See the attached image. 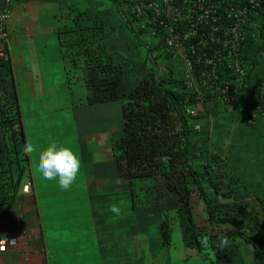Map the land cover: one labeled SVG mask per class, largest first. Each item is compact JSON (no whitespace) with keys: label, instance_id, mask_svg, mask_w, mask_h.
<instances>
[{"label":"crops","instance_id":"1","mask_svg":"<svg viewBox=\"0 0 264 264\" xmlns=\"http://www.w3.org/2000/svg\"><path fill=\"white\" fill-rule=\"evenodd\" d=\"M80 1L14 0L9 7V83L17 95L25 142L36 151L27 153L21 179L30 182L29 192L21 190L20 182L0 215V240L14 239L0 250V264H264V255L241 239L232 224L209 222L199 194L193 195V218L207 237L200 250L186 246L176 210L160 207L159 195L139 196L135 180L122 174L115 149L123 135L122 102L88 103L83 56L63 45L61 21L68 11L86 9ZM93 17L107 21L104 10L96 9ZM103 40L98 44L112 54L113 31L104 33ZM104 50L97 56L104 57ZM252 66L248 86L237 98L226 100L215 91L208 113L195 121L200 128L192 140L200 154L192 164L203 171L205 192L215 199L205 177L220 163L232 196L257 213L264 210V117L253 116L252 107L260 100L257 83L264 80L263 52L256 53ZM52 144L69 148L79 159L68 190L39 171V154ZM113 205L119 207L118 215L110 211ZM4 208L0 205V214ZM164 218L173 234L168 249L158 231ZM139 229L146 238H139ZM225 235L229 243L218 256L222 249L217 244ZM139 239L145 247L142 261Z\"/></svg>","mask_w":264,"mask_h":264},{"label":"trees","instance_id":"2","mask_svg":"<svg viewBox=\"0 0 264 264\" xmlns=\"http://www.w3.org/2000/svg\"><path fill=\"white\" fill-rule=\"evenodd\" d=\"M89 19L92 21L82 12L71 15L61 23L60 31L67 51L75 48L83 56L88 103L122 102L123 135L115 144L122 174L136 184L142 181L146 189L149 186V196H160V207L176 210L186 246L200 250L202 242L205 243L203 236L207 233L195 224L192 212L193 195L199 194L210 223L232 224L241 239L264 255V210L249 211L231 191L210 199L200 173L192 164L199 155L192 140L197 118L187 114L185 107H193L196 98L175 88L174 71L169 67L152 69L127 91L124 65L115 62L107 47L98 44L104 41L103 22ZM128 23L124 22L127 29ZM98 50L100 53L104 50V57L97 56ZM196 65L197 79H202V72L206 77L211 74L210 69ZM228 72V69L218 71V80L211 82L213 87L223 86L229 80ZM10 75L7 60L0 64V205H5L1 216L13 202L28 164L21 113L15 89L9 83ZM208 181L217 195L220 183L216 179ZM158 231L162 246L168 249L173 236L168 218L159 222Z\"/></svg>","mask_w":264,"mask_h":264},{"label":"built area","instance_id":"3","mask_svg":"<svg viewBox=\"0 0 264 264\" xmlns=\"http://www.w3.org/2000/svg\"><path fill=\"white\" fill-rule=\"evenodd\" d=\"M13 1L0 0V64L9 60L6 23ZM118 3L120 18L129 22L130 32L137 38L152 39L150 45L178 60L189 80L210 87L226 100L231 96L237 98L247 88L256 53H264V0H119ZM195 63L210 69L211 74L206 77L202 72V79H197ZM223 69H228L229 80L221 87H213L218 71ZM256 93L260 100L252 107L253 116L264 117V80L258 81ZM185 111L192 116L196 114L190 107H185ZM30 187V182H26L22 191L29 192ZM11 240L1 239L0 248L4 250L12 244Z\"/></svg>","mask_w":264,"mask_h":264},{"label":"rangeland","instance_id":"4","mask_svg":"<svg viewBox=\"0 0 264 264\" xmlns=\"http://www.w3.org/2000/svg\"><path fill=\"white\" fill-rule=\"evenodd\" d=\"M81 4V1L78 0ZM89 3V4H88ZM90 7H87L89 6ZM86 9H83L79 13H83L86 19L91 22L89 18L95 20L93 17L96 13V9L98 10H104L107 15V21L103 22L104 24V33L108 34L109 31H113L115 35V42L113 43L116 48H114V45H108V49L112 52V54L117 57V62H122L124 65V80H125V88L127 91H130L134 84L146 73L150 72L152 69L163 68V67H169L172 71H174V75L172 78L176 80L175 88L180 90L182 93H185L187 96L193 95L197 100V105L193 108L196 111V118H200L204 115V113H208L209 105L211 103V98L215 95V92H213V89H211L208 86H199L196 84L194 79H188L185 69L182 65H180V62L176 59L170 58L166 53L161 51L160 48H157L155 45H148L151 44V40H146L145 37H140L137 39L133 36V34L130 32L129 29H126L124 26L123 20L120 18V15L118 14L117 8L115 3H113L110 0H83L82 6ZM79 13H72L71 11H68L61 21L68 20V17L71 15H77ZM115 20H116V27H115ZM118 21V22H117ZM113 26V27H112ZM118 26V27H117ZM112 28V29H111ZM118 29V30H117ZM121 30V32L119 31ZM147 42L146 43H144ZM114 52V53H113ZM111 54V55H112ZM215 173H212V176H210L207 173V176L205 179L210 177L217 180V183H220L221 186L229 184L227 178L224 175L223 168L220 166V163L218 164V167L214 170ZM201 179H204L203 171H200ZM141 182V183H140ZM138 182L136 186V190H138V195L145 197L149 195V186L145 187L144 183L142 181ZM21 182V186H22ZM226 190V189H225ZM159 191V190H158ZM237 199V198H236ZM238 202H241L239 199H237ZM242 203V202H241ZM243 204V203H242ZM249 211H252L248 207ZM255 214V213H254ZM235 233H232L234 236ZM227 236V235H225ZM237 236V235H235ZM141 237H147V234L145 232L140 231L139 229V238ZM220 237H216L215 241H217ZM236 238V237H235ZM145 240V239H144ZM142 242L139 239L138 244V255H139V261H142V256L144 255L143 250L145 247L142 246ZM172 247V244L171 246ZM224 248H222V253H218L219 255L224 254L223 253ZM214 252L210 254L213 256ZM217 256V257H218Z\"/></svg>","mask_w":264,"mask_h":264},{"label":"clouds","instance_id":"5","mask_svg":"<svg viewBox=\"0 0 264 264\" xmlns=\"http://www.w3.org/2000/svg\"><path fill=\"white\" fill-rule=\"evenodd\" d=\"M117 11H118V9H117ZM118 14H119V11H118ZM134 37H136V36H134ZM145 38H146V40H148L147 37H145ZM137 39H139V38H137ZM149 40H152V39H149ZM144 43L147 44V42H145V41H144ZM148 45H150V44H147L146 47H148ZM180 65H182V64L180 63ZM164 68L165 67H163V68L157 67V69H159V70L164 69ZM196 105H197V102L193 107H190V106H186V107H190L193 109ZM194 116L196 117V114ZM193 127H194L195 132H199L200 127L198 124L195 125V123H194ZM195 127H198V128H195ZM24 150L27 153H31L33 151H36V148L31 143H28L25 145ZM199 154H200V151H199ZM38 168H39V171H40V173L44 179H46V180H57L59 187L61 189L68 190L77 177V174H78L79 168H80V162H79V159L76 157V155L69 148L58 147L57 145L52 144L40 152L39 157H38ZM228 185L229 184L221 186V191L219 193H217V195L221 194L225 191H230L231 188H228ZM22 186H21V190H22ZM110 211L118 215L120 212V209L116 205H113L111 207ZM228 230H230V229H228ZM9 243L13 244L14 239L9 241ZM228 243H229V241H228L226 236L221 237L219 239L217 247L222 249V248L226 247L228 245ZM8 245H11V244H8ZM0 250H2V248H0Z\"/></svg>","mask_w":264,"mask_h":264}]
</instances>
